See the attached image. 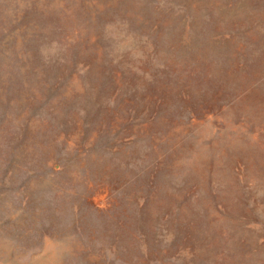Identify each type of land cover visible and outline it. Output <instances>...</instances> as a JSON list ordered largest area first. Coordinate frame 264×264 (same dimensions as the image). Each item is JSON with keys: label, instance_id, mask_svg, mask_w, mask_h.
Here are the masks:
<instances>
[{"label": "rangeland", "instance_id": "374dc122", "mask_svg": "<svg viewBox=\"0 0 264 264\" xmlns=\"http://www.w3.org/2000/svg\"><path fill=\"white\" fill-rule=\"evenodd\" d=\"M0 264H264V0H0Z\"/></svg>", "mask_w": 264, "mask_h": 264}]
</instances>
